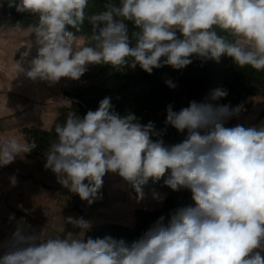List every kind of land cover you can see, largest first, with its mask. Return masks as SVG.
<instances>
[{"label":"clouds","instance_id":"1","mask_svg":"<svg viewBox=\"0 0 264 264\" xmlns=\"http://www.w3.org/2000/svg\"><path fill=\"white\" fill-rule=\"evenodd\" d=\"M5 4L34 20L13 80L78 81L94 66L151 75L222 56L264 73V0H0ZM85 24L86 39L76 35ZM164 83L177 87L170 78ZM228 94L214 89L211 102L191 100L178 111L168 104L164 129L117 112L111 97L82 117L68 111L54 125L44 164L63 188L92 205L103 198L104 177L115 174L141 203L149 181L163 179L173 192L188 191L191 203L131 242L88 236L92 223L83 216L63 217L59 234L44 236L13 215V230L0 239V264H264V126H228L244 110L219 103ZM168 126L184 139L166 146ZM37 147L22 134L0 133V167ZM165 199L151 192L156 203ZM43 215L49 221L52 213L44 207Z\"/></svg>","mask_w":264,"mask_h":264},{"label":"rangeland","instance_id":"2","mask_svg":"<svg viewBox=\"0 0 264 264\" xmlns=\"http://www.w3.org/2000/svg\"><path fill=\"white\" fill-rule=\"evenodd\" d=\"M4 21L0 8V133L22 134L26 138L22 132L24 127L50 128L61 108L70 104L65 92L96 77L102 66L91 67L78 81L62 78L54 85L34 83L23 76L13 80V63L20 60L23 44L34 36L29 28L11 27ZM106 84L115 86L116 83L109 80ZM243 108L236 123L256 125L264 118L257 121L264 112V96L252 98ZM45 163V154H28L9 166L0 167V239L13 230L15 221L9 219L13 215L17 220L23 217L36 232L54 236L64 224L63 217L83 216L91 221L92 227L107 223L133 227L137 210H154L163 204L151 200L153 190L148 188H144L147 199L136 203L130 198L124 181L118 175L108 174L104 177L103 198L88 205L57 183L55 175L45 169ZM13 176L15 185L10 180ZM44 207L52 213L49 221L43 215Z\"/></svg>","mask_w":264,"mask_h":264},{"label":"trees","instance_id":"3","mask_svg":"<svg viewBox=\"0 0 264 264\" xmlns=\"http://www.w3.org/2000/svg\"><path fill=\"white\" fill-rule=\"evenodd\" d=\"M100 2L101 0H97V4ZM1 13L5 24L11 27L28 28L34 23L30 16L19 14L15 9H9L6 4L1 8ZM90 33V26L85 24L82 31L76 35L86 39ZM169 78L176 83L175 89H170L164 83V80ZM109 80L115 82V86H108L106 83ZM217 88L227 89L229 93L219 103L230 104L233 107L243 105L249 98L264 96V73H256L249 68L240 69L233 64L231 58L226 56H222L219 63L210 60L203 66L200 61L196 60L182 71H175L165 66L155 69L151 75L139 67L135 70L115 71L109 66H102L96 77L65 92L70 99V104L61 108L50 128L24 127L22 132L26 139H34L38 144V147L30 154L44 155L50 137L55 135L54 125L63 124L68 111H75L82 117L88 110H96L99 102L105 97H111V102L117 112L124 114L126 111H131L140 118L141 123L147 124L152 121L157 129H164L165 110L168 104H172L173 110L178 111L186 107L191 100L211 102L210 95ZM263 117L264 112L257 121L259 122ZM236 121L237 118L232 119L228 126L238 124ZM244 126L252 127L253 124H244ZM163 139L166 146H171L181 142L184 135L168 126ZM144 188L158 190L166 195L161 207L154 210H137V221L133 227L120 223L98 224L93 226L87 235L102 238L108 234L131 242L161 215L165 216V222H167L169 213L173 209L191 203L188 191L173 192L164 185L163 179L155 183L150 180Z\"/></svg>","mask_w":264,"mask_h":264},{"label":"crops","instance_id":"4","mask_svg":"<svg viewBox=\"0 0 264 264\" xmlns=\"http://www.w3.org/2000/svg\"><path fill=\"white\" fill-rule=\"evenodd\" d=\"M252 98H256V96H255V97H252ZM252 98L247 99V100L245 101V103L243 104V107H245L246 104H247V102H249V100H251ZM242 113H243V112H242ZM254 120H255V119H254ZM262 126H264V118H263L259 123H257L256 125H253L252 127L259 128V127H262Z\"/></svg>","mask_w":264,"mask_h":264}]
</instances>
